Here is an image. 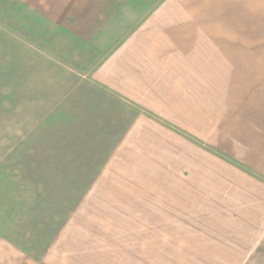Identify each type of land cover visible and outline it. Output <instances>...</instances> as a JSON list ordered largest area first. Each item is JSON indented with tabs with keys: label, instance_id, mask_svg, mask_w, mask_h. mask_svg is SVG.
Here are the masks:
<instances>
[{
	"label": "crops",
	"instance_id": "0c3cea01",
	"mask_svg": "<svg viewBox=\"0 0 264 264\" xmlns=\"http://www.w3.org/2000/svg\"><path fill=\"white\" fill-rule=\"evenodd\" d=\"M209 1L0 0L6 38L19 40L36 61L35 76L23 82L30 92L20 112V142L6 150L20 152L16 167L25 184L45 185L38 196L65 193L62 198L81 201L44 248L0 235V264H264V181L257 177H264V97L246 110L254 127L217 131L221 136L209 142L253 175L165 126L198 136L189 128L202 126L206 104L221 103L224 89L237 102L242 97L226 89L238 85L221 25L234 26L236 39L237 25L251 22L244 16L232 24L222 14L226 7ZM241 1L245 6H237L254 4ZM189 152L231 169L239 181L234 194L244 190L231 200L228 216L219 213L226 217L219 230L198 225L213 231L228 259H138L140 232L160 231L165 247L173 241L167 226L152 229L160 225L157 217L163 225L180 216L182 224L168 198L179 176L174 168L188 166ZM182 175L181 183L188 173ZM139 198L149 201L147 210L130 204ZM223 226L231 232L228 242L217 234ZM36 235L29 238L39 244Z\"/></svg>",
	"mask_w": 264,
	"mask_h": 264
},
{
	"label": "rangeland",
	"instance_id": "374dc122",
	"mask_svg": "<svg viewBox=\"0 0 264 264\" xmlns=\"http://www.w3.org/2000/svg\"><path fill=\"white\" fill-rule=\"evenodd\" d=\"M215 2L226 7L222 9V14L232 24L235 23V17L244 16L247 17V22H251L246 25H237L238 33L236 39L230 32V29L234 28V26L229 24L221 25V31H224L222 33L226 35V41L229 43L225 51L229 54L226 57L231 60L226 62L232 61L231 64L235 65L236 68L229 66L228 68H233L232 72H236L234 79H236L238 85L237 88L226 87V89L235 91L237 96H242L239 99L241 102L225 96L226 90L224 89L221 103L206 104V118L205 121L201 122L202 126L192 125L189 128L190 132H199L198 136L165 123L167 128L180 134L190 144L202 147L208 152L214 151L209 142L221 136L216 135L217 131L222 134V132H226L228 128L232 127H254V122L250 120L251 117L246 110L251 104L260 106V99L264 97V6H260V3L264 4V1L254 0L252 2V4L254 3L253 6L246 8L242 7L245 4L241 0H210L207 4H215ZM237 4L242 6L239 7ZM208 8L211 9L212 7ZM238 21H240V18H238ZM6 37L5 29L0 27V235L10 238L16 243H26L27 247L25 248L27 249H35L38 245L41 249L56 239L58 228L65 225V221L68 220V214L73 212L74 209L72 208L81 201L74 198L71 200L62 198L66 196L65 193L61 195V198L59 197L60 199L57 198L58 194L55 196H38L45 185L25 184L24 179L21 178V175H23L22 170L20 167H16L20 164L18 155L20 152H17V150L16 152L6 150L7 144L10 145L8 148H11V145L20 142V112L22 103L26 101L30 92L27 86L23 87V82L27 85V82L31 79L30 76H35L36 74L35 57L26 54L19 40ZM245 44L247 49L244 48ZM209 93L210 89L206 88V96ZM247 95L248 98H246ZM214 99L216 100V96ZM239 103L241 104L239 105ZM238 106L240 110L234 113L235 107L238 108ZM208 108L211 112H207ZM212 109L218 111V113H213ZM230 111L234 115L233 118L228 113ZM261 111L264 112V104L261 107ZM214 114L217 120L215 118L212 119ZM215 153L227 164L240 169L244 173L253 175L251 169L238 159H234L221 151H216ZM189 159L188 166L186 165V167H181L177 170L174 168L173 173L179 176H175L172 193L168 198V200L171 199L168 206L171 204L174 212L176 210L182 214V224L180 223V216L175 217L171 223L163 225H161L163 217H160V221L158 217L157 220L155 216L152 217L160 223V225L156 223L152 229L160 228L161 226L164 228V225L167 226L172 230L173 241L168 247H165V234L157 231L156 235L151 236L149 232H140L141 236L138 243L140 245L134 247L137 251L138 259H228L226 253L224 256L221 254L222 249L218 246L219 241L211 237L213 231L198 225L201 222L211 224V226L215 227L214 231L216 229L219 230L220 223L226 222L225 216L218 217L219 213L228 216L231 200V203L235 204L236 196L242 194L244 190L241 186V191L234 194V186L237 188L239 181L233 176L231 169L221 166L219 168L218 164V166L215 165L216 163L214 167H211L210 164L212 162L208 157L197 159L191 157L190 152ZM186 173H188V177L186 181L183 179L184 181L181 183V176ZM257 177L264 181L263 176ZM131 201L130 204L134 205V207L140 206L145 210L149 207V201L143 198L132 199ZM163 202L165 203L164 200ZM50 205H53V208ZM124 205L122 203V207ZM145 205L148 207H145ZM164 207L162 205V208ZM230 209L234 210V206ZM103 218L107 222L109 217L105 216ZM137 222L140 223V221ZM167 222H169L168 219ZM215 223L218 224L214 226L213 224ZM104 225L107 226L108 224L104 223ZM150 226V224L147 225L148 229H150ZM21 230L24 231L20 232ZM36 230L38 231L33 232ZM37 233L38 236L42 237L39 240V244H36V239L31 238L32 240H30L29 238L31 236L36 237ZM230 233L228 226H223L222 230L217 234L228 242ZM154 240H157V242H154ZM216 246L217 256L215 255ZM154 253H156L155 257ZM245 263L243 262V264Z\"/></svg>",
	"mask_w": 264,
	"mask_h": 264
}]
</instances>
